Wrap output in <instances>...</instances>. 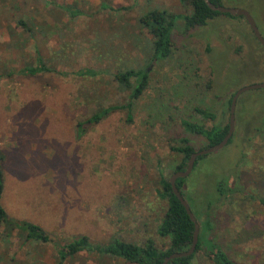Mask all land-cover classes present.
<instances>
[{"label":"rangeland","instance_id":"rangeland-1","mask_svg":"<svg viewBox=\"0 0 264 264\" xmlns=\"http://www.w3.org/2000/svg\"><path fill=\"white\" fill-rule=\"evenodd\" d=\"M65 5L80 15L68 18L56 7ZM221 6L247 11L264 39V0H222ZM153 9L180 17L190 12L178 0H0V207L7 219L35 225L50 239H27L1 222L0 264H54L53 245L81 235L95 245L150 240L157 250L167 248L156 230L165 210L155 195L157 171L167 179L172 174L173 140L190 139L195 151L205 147L180 120L206 128L227 124V98L264 82V55L242 17L219 15L186 32L177 18L171 54L149 63L151 36L138 17ZM37 56L48 72L18 73ZM142 67L148 82L129 121L117 110L82 124L97 109L126 102L128 92L112 80L116 68ZM80 69L94 74L72 75ZM258 90L238 97L231 142L190 172L196 191H207L224 173L264 200V130L252 135L262 104L250 93ZM196 108L213 120H202ZM226 203L214 210L211 239L235 264H264V205ZM64 264L131 263L81 253ZM190 264L212 263L198 251Z\"/></svg>","mask_w":264,"mask_h":264},{"label":"trees","instance_id":"trees-1","mask_svg":"<svg viewBox=\"0 0 264 264\" xmlns=\"http://www.w3.org/2000/svg\"><path fill=\"white\" fill-rule=\"evenodd\" d=\"M178 1L181 5H187L190 8L188 15L180 17L178 15H172L164 10L153 9L138 17L139 24L145 27L147 33L151 36V39L147 44V48L150 52L148 57L149 63L156 62V60L160 59H166V57L171 54V32L177 18H182V30L183 32H186L195 27L205 25L207 20L216 16L225 15L230 17L227 14H219L209 10L202 0ZM221 1L222 0H209V2L215 6L221 5ZM56 7L64 12L68 18H75L80 15L79 11L75 9L72 10L70 6L65 5ZM121 10H125V8H121ZM19 25L26 32H30L29 34L32 38L33 34L31 28L26 26L21 21H19ZM256 44L260 47L257 42ZM260 49L264 55V49L262 47H260ZM48 71V68L44 66L40 57L37 56L36 64L24 65L18 73L24 76H35ZM93 74L94 72L89 69H80L72 73V75L76 76H92ZM112 80L115 82L120 91L128 92L126 102L122 105L99 108L88 118L83 120L82 124H97L109 113L117 110L124 111L126 120H130L132 103L142 94L147 86V70L145 67L139 69L116 68L112 73ZM231 95L226 100L227 111ZM250 95V97L258 100L260 105L262 104L261 107L263 106L262 108L260 107V115L256 118L257 125L252 127V135L255 136L264 130V89H260L255 92L253 91ZM238 103L241 104V100H239V98L236 101L235 107L236 105H239ZM243 104L244 102L242 103V106ZM244 106L241 107V110L245 109ZM194 112L204 121H210L214 118L212 114L203 109L196 108L194 109ZM237 113L238 109L234 110V118L237 116ZM179 124L185 133L191 134L194 137L202 138L205 142L204 148L217 144L224 137L228 128V124H213L206 128L203 125L186 120H180ZM77 128L80 130L81 125L78 124ZM247 140H250V138ZM230 142L231 137L226 145ZM169 150L178 157V162L172 168V173L183 171L189 156L193 152H196L191 145V140L184 137L173 140V145L169 146ZM203 157L204 156H200L196 158L191 172L194 169L196 173L199 172L197 169V162ZM244 157L245 156L241 157V159H244ZM188 176L186 178L176 179L174 181V186L180 193L181 197L185 200L198 225V233L193 254L200 251L209 261H211L212 264H235L210 237L214 228V210L218 209V207L225 202H227L226 207L228 208L229 205H232L234 202H238L237 205L239 206L244 203L250 204L256 200L264 205V200L245 192L239 184L238 177L231 176V174L225 175L223 173L216 175L215 180H213L207 191L201 189L199 182V190L196 191L194 187L197 185V182L190 183L189 179H187ZM157 177L158 189L155 191V195L160 201L164 202L165 210L156 230L157 235L160 238L168 240V245L165 250H157L150 240H147L142 246L120 240H112L103 245H95L91 244L87 237L81 235L76 236L59 246L53 245L54 264H64L67 259L81 253L85 255L97 256L99 259L102 257L117 258L131 264H161L163 258L169 254L186 250L191 243L193 232L192 223L185 214L182 206L172 194L170 186L167 182L168 179L163 176L160 170L157 171ZM1 191L2 175L0 171V194ZM209 191L211 192V196L208 195L210 198L206 197L205 200L199 199V194H202V192L204 194V192ZM235 197H238V201L234 199ZM1 222H5L7 225L13 224L16 228L25 232L27 239L36 240L45 244L50 242L48 236H46L39 227L32 224H26L25 222L17 223L7 219L3 209L0 207V223ZM10 230H12V227H10L8 231ZM3 231L8 232L5 229ZM193 254L188 257L170 260L167 264H190Z\"/></svg>","mask_w":264,"mask_h":264},{"label":"water","instance_id":"water-1","mask_svg":"<svg viewBox=\"0 0 264 264\" xmlns=\"http://www.w3.org/2000/svg\"><path fill=\"white\" fill-rule=\"evenodd\" d=\"M202 2L211 11L217 12L219 14H227L230 17H242L244 19L249 31L251 32L253 38L255 39V41L260 45V47H262L264 49V39L260 36L253 19L250 17V15L248 14L247 11H245L243 9H236V8H225L221 5L215 6V5L211 4L209 2V0H202ZM257 89H264V82L259 83V84H253V85H250L247 87H242V88L235 90L232 93L230 101H229L228 122H227L228 128H227V132L224 135V137L215 145L208 146L204 149L193 152L189 156L184 170L173 172L169 176L167 182L170 186L171 192L174 195V197L177 199L179 204L182 206L185 214L187 215L188 219L192 223L193 232H192L191 243H190L189 247L184 251L173 252V253L169 254L168 256L163 258V261L161 264H167L170 260L177 259V258H184V257H188V256L192 255L194 252V249H195L196 237H197V233H198V225H197L193 215L191 214L185 200L181 197L180 193L175 188L174 181L178 178H185L190 174V172L193 168L194 161L196 160L197 157L205 156L207 154L219 151L227 144L228 140L230 139V137L232 135L233 122H234V110H235V104H236L237 98L243 93H246V92H249L252 90H257Z\"/></svg>","mask_w":264,"mask_h":264}]
</instances>
